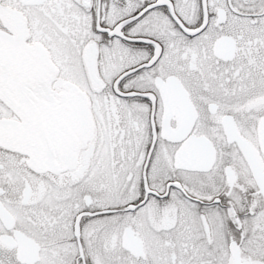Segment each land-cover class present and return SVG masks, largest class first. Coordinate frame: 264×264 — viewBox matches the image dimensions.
Segmentation results:
<instances>
[{
	"label": "snow or ice",
	"instance_id": "6c2138e0",
	"mask_svg": "<svg viewBox=\"0 0 264 264\" xmlns=\"http://www.w3.org/2000/svg\"><path fill=\"white\" fill-rule=\"evenodd\" d=\"M0 264H264V0H0Z\"/></svg>",
	"mask_w": 264,
	"mask_h": 264
}]
</instances>
